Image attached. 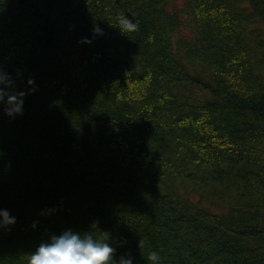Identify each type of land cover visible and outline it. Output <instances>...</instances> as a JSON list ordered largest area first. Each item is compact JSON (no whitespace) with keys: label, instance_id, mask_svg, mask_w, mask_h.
I'll return each instance as SVG.
<instances>
[{"label":"trees","instance_id":"1","mask_svg":"<svg viewBox=\"0 0 264 264\" xmlns=\"http://www.w3.org/2000/svg\"><path fill=\"white\" fill-rule=\"evenodd\" d=\"M0 71V264H264V0H0Z\"/></svg>","mask_w":264,"mask_h":264},{"label":"clouds","instance_id":"2","mask_svg":"<svg viewBox=\"0 0 264 264\" xmlns=\"http://www.w3.org/2000/svg\"><path fill=\"white\" fill-rule=\"evenodd\" d=\"M10 74L0 71V89L11 87ZM15 103L6 112L20 113L23 110V99L14 93ZM5 224L14 223L6 210L0 211ZM116 247L110 243V238H98L92 233H81L73 229H65L59 234H52L41 242L35 251L30 253L29 264H133L130 256L116 257ZM150 258L158 260V254L152 252Z\"/></svg>","mask_w":264,"mask_h":264}]
</instances>
